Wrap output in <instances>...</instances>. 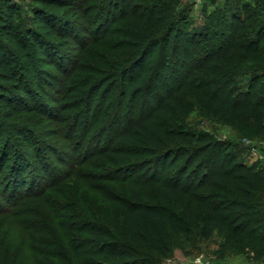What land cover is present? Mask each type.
I'll return each mask as SVG.
<instances>
[{
    "label": "trees",
    "instance_id": "obj_1",
    "mask_svg": "<svg viewBox=\"0 0 264 264\" xmlns=\"http://www.w3.org/2000/svg\"><path fill=\"white\" fill-rule=\"evenodd\" d=\"M34 1L39 6L35 10L39 29L23 34L14 31L5 16L0 18V99L27 105L49 98L50 87L57 82L56 90L67 85L66 103L48 119L47 106L40 109L50 123L63 122L64 130L76 119L65 114L83 104L79 113L107 106L96 123L120 121L125 128L110 146L90 157L108 162L97 178L70 172L66 180L80 177L82 188L72 194L64 190L58 204L45 198V191L37 194L41 210L53 215L55 234L48 225L34 223L37 215L32 209L14 211L17 202L0 210V216L6 214L0 221V264H149L154 253H170L168 230L178 231L180 226L176 214L161 204L131 200L123 185L135 184L136 179L120 176L128 165L160 173L149 180L162 189V199L186 196L201 204L208 212L199 227L203 239L218 231L239 240L242 250L264 253V236L248 230L255 196L264 192V172L224 150L232 144L196 134L185 125L192 112H199L205 118H223L237 128L243 141L255 145L264 139V0L255 5L237 0L225 7L218 17L223 32L209 24L201 31L194 29L182 0ZM43 66L66 77L49 74ZM6 122L0 119L2 130V123L9 126ZM16 132V139L27 140L21 128ZM123 158L130 161L117 165ZM171 172L173 178L167 179ZM190 177L199 178L196 187L188 182ZM28 179L23 175L13 191L33 190ZM96 181V187L89 183ZM111 205L122 212L121 219L109 212ZM70 207L71 220H77L74 225L60 215ZM18 217L25 220L19 222ZM78 225L82 233L75 238L69 231ZM15 230L54 236L49 243L55 242L58 249L50 253L30 247L48 244L47 238L36 237L28 239L30 245L21 254L10 237L1 240L3 233ZM88 244L97 246L93 253L85 248Z\"/></svg>",
    "mask_w": 264,
    "mask_h": 264
},
{
    "label": "rangeland",
    "instance_id": "obj_2",
    "mask_svg": "<svg viewBox=\"0 0 264 264\" xmlns=\"http://www.w3.org/2000/svg\"><path fill=\"white\" fill-rule=\"evenodd\" d=\"M213 1L217 2V4L213 5ZM235 1L237 0H182V5L186 6L187 16L194 29L201 31L206 24H209L223 32L224 27L218 17L224 15V8L230 7L231 3H235ZM240 1L255 5L261 0ZM36 7L39 6L34 0H0V18L5 16L4 19L9 21V24L15 29L14 31H20V33L25 34L28 29H39L40 27L35 24L37 21ZM12 10H15L13 14L11 13ZM12 42L11 39L8 40V44H12ZM43 68L49 74L57 73V76L62 75L52 66H43ZM177 73H179V70ZM44 74L41 75L44 76ZM262 75L261 82L264 83V72H262ZM61 77L65 78L66 76L62 75ZM74 82L76 81L73 80ZM56 83L55 86L52 85L50 87L52 92H48L50 93L48 95L49 98H36L27 105L24 102L15 104L8 103L2 98L0 99V119L7 120L6 124L9 125L5 126L2 123V127L5 130L0 127V144L3 143L0 146V210L6 209V207L10 208L11 204L17 202L18 205L13 207L14 211L20 212L21 208L22 210L25 208L32 209L33 214L37 215V217H33L34 223L36 225H48L49 230H53L54 234L57 229H55L53 224V215L47 210H41L36 201L42 198H39L37 194L45 191V198L58 204V196H61L64 190H67V194H72L75 188L76 190L82 188L80 177L76 178L75 176L69 181L66 180V176L70 172L97 178L101 170L107 167L106 163L108 162H104L103 159L91 160L90 157L96 150L110 146L115 136L122 133L125 128V126L121 127L119 125L120 121L106 124L105 120L102 123H96L95 120L103 114L107 106L102 111L98 108L97 111L94 110L91 114L85 112L87 108H84L81 114L78 109L83 104L79 107L77 106L78 108L70 107L72 113L69 114V112L65 115L71 116L74 114L76 119L72 123H66L64 130L60 126L63 122L57 123L53 121V123H50L47 117L56 116L61 111L62 105L66 103L64 99L67 85L64 86L63 90H56L59 87ZM47 99L51 101H45ZM22 105L25 107L23 108ZM44 105L47 106V109ZM113 106L117 107V104L113 102ZM41 108H45L46 113L48 111L45 116L47 119L42 116L41 111L43 110H40ZM5 114H7L6 117ZM185 125L196 134L207 133L216 142L224 143L226 141L228 144H232V146L227 149L224 148V150L235 155L238 161L251 167L254 171L264 172V139L256 142L255 145H246L237 128L226 124L223 118H205L199 112H192L188 116ZM18 128L22 129L23 133H25L24 135L28 137L27 140L21 142V140L15 138ZM3 131L6 132L4 135H2ZM129 161L130 158H123L117 160L116 163L118 165L121 162L128 163ZM138 167L136 165L131 168L128 165L122 170L126 173H120L122 178L129 177V179L133 178L137 181H135V184L123 185L127 195L130 196L131 200L139 203L161 204L162 207L176 214L177 223L180 225L178 231L168 230L170 253L164 256L154 253L149 264H264V253H260L258 249L251 248L242 250L238 246L240 241L233 239L227 234L216 231L210 239H203L200 235L199 227L208 215L204 207L201 204H195L186 196L168 199V195L162 199V189L155 181L149 180L151 178L155 180V178L160 176V173L157 174V172L149 168L141 170ZM31 168H35V170ZM18 170L19 175L17 174ZM204 172L205 170H202L201 174ZM25 174L29 175L28 185L33 190H24V192L22 190L13 191V189H18L20 185L18 181ZM172 175L174 174L171 172L167 179L173 178ZM140 181L145 182L142 185ZM198 181L199 178L198 180L192 177L188 178V182H193L194 187L197 186ZM185 182L187 181L185 180ZM89 183L96 187L95 183L99 182ZM136 183H141V185ZM196 192L199 195H204V191L196 190ZM91 197L94 198L95 195H90ZM70 198L69 205L73 200L72 197ZM62 203L65 204L64 201ZM24 205L26 206L23 207ZM77 208L81 209L78 206ZM110 211L114 212L116 217L119 215L118 219H121L122 212L115 205H111ZM72 212L73 210L70 207L62 210V212L60 211V215L62 213L65 223L74 225L77 220H71L70 214ZM251 212L252 218L248 230L264 236V192L255 196ZM5 216L6 214L1 215L0 221L3 218L5 219ZM17 220L21 222L25 218L18 217ZM120 222L121 220H119ZM165 230H167V227H163L161 230L162 235H164L163 231ZM80 231L81 227L78 225L76 230L69 231V233L77 238L81 236L82 232ZM8 237L15 241L18 249L22 250L21 254L24 253L25 247L30 245L27 244L28 239L36 237L40 240L47 238L48 244H42V242L41 244L32 243L30 247L33 248L34 246L40 250L46 249L50 253H54L58 249L54 246L55 242H53L54 244L49 243V240L54 236L50 239L35 230L22 232L15 230L11 233H3L1 240ZM58 242L60 243V241ZM85 248H89L93 253L97 246L88 244ZM18 251L14 252V256L18 254ZM1 252L3 253L2 249H0V254ZM6 255H9V253L7 254V249L4 256L6 257ZM41 259L34 258L32 261H40ZM90 262L95 263V260Z\"/></svg>",
    "mask_w": 264,
    "mask_h": 264
},
{
    "label": "built area",
    "instance_id": "obj_3",
    "mask_svg": "<svg viewBox=\"0 0 264 264\" xmlns=\"http://www.w3.org/2000/svg\"><path fill=\"white\" fill-rule=\"evenodd\" d=\"M244 143L246 144V145H254L252 142H250L249 140H244Z\"/></svg>",
    "mask_w": 264,
    "mask_h": 264
}]
</instances>
